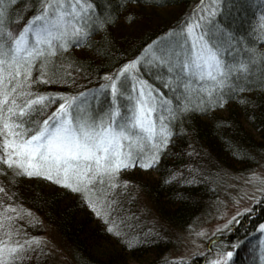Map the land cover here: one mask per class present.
I'll return each instance as SVG.
<instances>
[{"label": "trees", "instance_id": "obj_1", "mask_svg": "<svg viewBox=\"0 0 264 264\" xmlns=\"http://www.w3.org/2000/svg\"><path fill=\"white\" fill-rule=\"evenodd\" d=\"M92 2L94 12L104 18L103 28H93L86 41L77 46L70 44L52 57L57 79L40 83L33 91L74 96L97 90L108 73L136 57L151 58L149 51L153 53L177 39L180 28L193 13L188 10L197 9L196 0ZM29 7V0L9 5L6 23H15L20 17L26 22L33 14ZM217 7L215 15L203 24L223 41L230 61L247 62L248 69L238 79L233 73L236 90L227 94L231 98L226 96L223 106L211 107L206 114L193 111L177 117L170 143L154 166L146 169L136 164L121 169L114 188L107 181L103 187L99 180L95 181L97 188L107 193L110 208L96 202L94 210L79 192L44 177L18 175V169L0 166V183L6 189L4 200L20 204L50 223L73 251L77 264H202L204 256H193L188 261L163 258L173 246L171 229L188 226L199 214L216 193L214 187L221 169L234 163L252 166L263 159L264 0H220ZM170 8V13L158 12ZM147 67L150 70L139 72L141 77L159 89L162 97L169 92L175 103L176 95L172 94L180 95L183 89L167 80L166 70ZM165 83L171 86L165 87ZM192 102H196L195 97ZM56 106L53 101L48 110L54 111ZM219 110L223 113H217ZM49 183L53 188L48 187ZM137 193L152 207V215L138 205ZM0 205V238L8 235L24 243L21 258L10 264H51L52 255L41 244L25 246L39 229L21 217L11 219ZM262 222L264 194L229 231L212 237L207 245L223 253L232 251L229 264H264V232L257 230Z\"/></svg>", "mask_w": 264, "mask_h": 264}, {"label": "snow or ice", "instance_id": "obj_2", "mask_svg": "<svg viewBox=\"0 0 264 264\" xmlns=\"http://www.w3.org/2000/svg\"><path fill=\"white\" fill-rule=\"evenodd\" d=\"M17 2L0 0V166L79 192L94 210L96 202L111 207L107 193L95 181L101 187L107 181L114 188L121 169L154 166L170 143L177 117L193 111L206 114L211 107L223 106L226 96L231 98L227 94L236 90L233 73L238 79L248 69L247 62L230 61L223 41L201 23L217 11L213 0L211 11L203 9L196 21H186L178 38L162 42L164 46L151 58L136 57L120 67L114 78L108 76L111 99L107 89L93 90L90 97L88 90L74 96L38 93L33 89L40 83L57 79L52 57L70 44L86 41L93 28H103L104 18L94 12L92 0H29L33 14L26 22L20 17L6 23L9 5ZM148 65L166 70L167 80L183 89L175 103L155 96L159 89L143 79L136 95L130 70H150ZM35 71L40 74L34 75ZM53 101L57 106L49 111ZM259 228L264 230V223ZM21 255V245L0 244V264H10ZM232 255L226 252L227 258Z\"/></svg>", "mask_w": 264, "mask_h": 264}, {"label": "rangeland", "instance_id": "obj_3", "mask_svg": "<svg viewBox=\"0 0 264 264\" xmlns=\"http://www.w3.org/2000/svg\"><path fill=\"white\" fill-rule=\"evenodd\" d=\"M196 1L197 9L194 10L191 7L188 10V12L193 11L190 16L191 21H196L202 14L203 9L211 11V5L213 2V0ZM219 1L220 0H215L216 9H218L217 5ZM170 10L171 8L159 9L158 12L163 13L164 11L165 13H170ZM215 13L213 15H215ZM205 20H208V18H205L201 23L203 24ZM127 26L130 28L132 27L129 25ZM148 56H152L151 51L148 52ZM143 58L144 57H142L141 60H143ZM156 63L159 62L157 61ZM152 66L155 68L154 65ZM115 72L116 71L110 72L108 75H105L104 83L97 87L98 92H103L104 89H107L109 99H111V87L107 77L112 76L114 78ZM132 77H135V80H132ZM129 79L132 80V83L136 84V95H138L139 81L143 78L135 69H132L130 70ZM101 86L104 87L102 88ZM129 91H131V84L129 85ZM88 93L89 97L95 94L93 91ZM153 94L162 97L158 92H154ZM164 94L167 98L171 99V96H169L171 94L169 92ZM172 95L173 97L175 95V97L180 96L177 93H173ZM91 105L97 106L96 101L92 100ZM217 113L223 112L219 110ZM157 115H159V113H157ZM217 180L218 181L215 183L214 187L216 193H214L211 199L206 201V204L200 210L199 214L190 221L188 226L174 229L175 231L171 229L170 233L174 238L173 246L164 254L163 258L167 260L188 261L192 259L193 256L201 257V259L202 256H204L202 264H224V259L230 260L232 258H227L226 252L223 253L221 250L209 248V245L207 244L212 237L222 235L224 232L229 231L237 219L244 213L248 212L254 203L258 202L260 196L264 194V157L263 159H259L255 164H252V166L243 163H241V165L236 163L231 164V166H228L226 169L223 168L220 170ZM48 187L53 188V184L49 183ZM137 194L138 205H140L145 211H148L149 215H152V207L148 204L143 195L139 193ZM5 197L6 189H4L0 183V204L4 205V208L8 211L9 215L12 216L11 219L21 217L26 224L29 223L33 225L34 228L37 227L39 229L37 235L35 237L33 236V241L32 239L26 241L25 246H28L31 243L41 244L47 252L52 255L51 264H77L74 259L73 251L70 250L66 243L60 240L57 231L50 223L48 224L41 216L22 207L20 204H14L7 199V201L4 200ZM2 221L3 218L0 215V228L3 223ZM257 230L264 232V230L259 228V225L257 226ZM0 244L5 246H24V243L20 241L17 243L8 235L7 237L0 238ZM128 264L136 263L130 262Z\"/></svg>", "mask_w": 264, "mask_h": 264}]
</instances>
